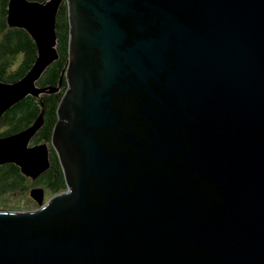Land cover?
<instances>
[{
	"label": "water",
	"instance_id": "95a60500",
	"mask_svg": "<svg viewBox=\"0 0 264 264\" xmlns=\"http://www.w3.org/2000/svg\"><path fill=\"white\" fill-rule=\"evenodd\" d=\"M64 1L69 88L52 146L68 191L46 204L44 190L33 191L37 210H0V264H264V0H10L9 26L26 30L39 56L22 80L0 79V117L28 96L61 91L38 82L60 58ZM162 1L192 9V25L177 22L175 32L193 33L204 45L183 73L182 99L172 106L183 132L190 130L193 151L178 169L185 178L167 170L163 185H156L136 173L144 160L140 128L155 126L144 115L129 121L130 108L116 110L113 93L127 73L122 59L129 54L119 46L130 32L122 21L141 25L145 14L137 5ZM96 50L108 63L105 71H97ZM131 74L143 81L139 72ZM44 116L45 110L29 129L0 138V166L16 164L35 179L51 169L49 145L30 147ZM102 132L115 137V154L98 143ZM170 143L157 137L153 158L184 147L172 151Z\"/></svg>",
	"mask_w": 264,
	"mask_h": 264
},
{
	"label": "flooded vegetation",
	"instance_id": "af4514ba",
	"mask_svg": "<svg viewBox=\"0 0 264 264\" xmlns=\"http://www.w3.org/2000/svg\"><path fill=\"white\" fill-rule=\"evenodd\" d=\"M162 2L163 3H139L137 5L138 11L145 14V16L141 18V25H138L133 18H131V20L127 19L122 21V25L130 32V35L127 39L121 42L119 50L121 49L122 51H125V53L130 56L127 55L126 58L122 59V68L127 71V73L124 72L123 76L126 77L119 78V82L115 86L113 93L115 96L113 106L116 110H119V107L126 105V103L130 108L128 114L129 121L130 119H139L144 115L149 121H151V124L155 126V130H153L154 127L151 128V125L149 126L144 123L145 130L140 128V131H142L141 138H137V143H145L144 151L142 152L144 160L138 165L136 173L138 176L140 175L144 178H140L141 180L156 185H163L162 182L166 176L165 173L167 170L168 172H172L177 179L179 178L178 180H181L182 177L185 178L178 169H181L183 164H186L181 158H185L186 154L189 152L191 153L192 150L187 140V136L188 138L190 137L188 135L190 134V130L184 129L185 131L183 132L184 126L182 123L178 122L177 115L174 113L172 106L176 105L182 99L181 95H178L177 89L182 88L184 85L183 73L189 69V63L193 60L192 57L196 54L198 55L201 46L204 45L201 38H198L196 35L193 36V33H177V22L186 27H190L188 25H192L194 22L195 19H193L192 9L189 7L185 8L186 5L182 4L184 5L182 6L180 2H178L177 5H174L176 1H174L173 4H170L169 1ZM188 11L192 12L191 16L186 14ZM175 30L177 32H175ZM206 45H208V47L210 46L209 41ZM95 60L99 68L97 71L101 72L107 69L106 65H108V63L104 60L103 54L100 50H96ZM196 60L197 59L193 61L192 65ZM133 72H139L140 75H142L143 81H141V78L137 74L128 75V73ZM97 84L98 87H100L102 82L98 81ZM127 85H131L134 90L122 94V86ZM136 85L140 86L141 90L136 89ZM68 88L66 89L65 94ZM124 89H126V87H124ZM146 117H144V119H146ZM173 126H178V130L175 133L171 130ZM130 129V133H132V131L138 132V129L136 128ZM110 133L112 132H102L98 135V143H101L106 151L115 154L112 147L116 143V139L115 137H112ZM153 134L157 135L159 138L170 141V150L172 151H176V149H178L176 146L183 142L184 147L176 151L175 154L166 153V151H164V156L162 158L160 157L161 159L157 160L156 157L154 159L152 154L155 156L158 146H156L157 137ZM44 144L45 143L36 144L33 139L30 147L32 148ZM134 149H136V147H134ZM147 154L150 155L148 156ZM171 164L174 169L170 167L172 166ZM10 165H14V168H17L18 170L10 176L11 179L8 182L0 184V190L10 192L11 190L16 189L15 193L30 195L32 202L37 203L38 205L39 202L32 197L33 191L44 190V199L47 192L53 193L52 187L48 186L43 178L46 172L35 179L24 174L18 165L5 164L0 166V175L7 176V171L10 170ZM142 166H145L147 172L144 175H141V169H144ZM187 170L190 171V169ZM189 173L190 172H187L186 175ZM186 179H188V177H186ZM67 191L68 185L66 190L59 192L58 194ZM200 195H202V198H206L205 194L198 193V197H200ZM55 196L56 195H54V197Z\"/></svg>",
	"mask_w": 264,
	"mask_h": 264
},
{
	"label": "trees",
	"instance_id": "16d2710c",
	"mask_svg": "<svg viewBox=\"0 0 264 264\" xmlns=\"http://www.w3.org/2000/svg\"><path fill=\"white\" fill-rule=\"evenodd\" d=\"M45 2L47 0H31ZM10 0H0L1 33L0 79L14 83L22 80L35 66L39 49L35 39L24 29L11 28L8 23ZM57 34L60 58L44 73L38 86L61 89L58 93L44 94L40 98L28 96L0 117V138L16 135L29 129L45 110L44 126L35 136V143H47L52 150V167L44 175L54 195L67 189L59 157L52 146L54 129L58 123V109L68 88L66 72L70 59V22L68 3L64 1L58 15ZM22 59L21 61H19ZM20 62V63H19ZM16 67V68H15ZM15 69V70H14ZM63 81V82H62ZM44 105L45 107H42ZM8 166V165H6ZM7 176L0 175V184L8 182L18 169L10 165ZM13 171V172H12Z\"/></svg>",
	"mask_w": 264,
	"mask_h": 264
},
{
	"label": "rangeland",
	"instance_id": "374dc122",
	"mask_svg": "<svg viewBox=\"0 0 264 264\" xmlns=\"http://www.w3.org/2000/svg\"><path fill=\"white\" fill-rule=\"evenodd\" d=\"M1 17H0V40L2 38L1 33ZM20 59L19 61H21ZM16 68V67H15ZM15 70V69H14ZM44 95V94H43ZM15 190H11L10 192H4V190H0V210H26L33 211L40 208L37 203H33L30 195L15 193ZM19 191V190H18ZM54 197L52 192H47L44 204L48 203Z\"/></svg>",
	"mask_w": 264,
	"mask_h": 264
}]
</instances>
